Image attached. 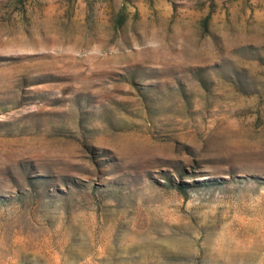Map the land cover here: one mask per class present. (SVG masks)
I'll use <instances>...</instances> for the list:
<instances>
[{
	"label": "rangeland",
	"instance_id": "374dc122",
	"mask_svg": "<svg viewBox=\"0 0 264 264\" xmlns=\"http://www.w3.org/2000/svg\"><path fill=\"white\" fill-rule=\"evenodd\" d=\"M0 264H264V0H0Z\"/></svg>",
	"mask_w": 264,
	"mask_h": 264
}]
</instances>
